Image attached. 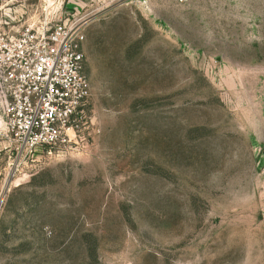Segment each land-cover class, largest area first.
<instances>
[{
  "label": "rangeland",
  "instance_id": "rangeland-1",
  "mask_svg": "<svg viewBox=\"0 0 264 264\" xmlns=\"http://www.w3.org/2000/svg\"><path fill=\"white\" fill-rule=\"evenodd\" d=\"M68 17L71 147L0 101V264H264V0H0V33Z\"/></svg>",
  "mask_w": 264,
  "mask_h": 264
},
{
  "label": "built area",
  "instance_id": "built-area-1",
  "mask_svg": "<svg viewBox=\"0 0 264 264\" xmlns=\"http://www.w3.org/2000/svg\"><path fill=\"white\" fill-rule=\"evenodd\" d=\"M83 41L82 25L70 17L16 35L0 33L1 107L22 149L71 147L89 96Z\"/></svg>",
  "mask_w": 264,
  "mask_h": 264
}]
</instances>
